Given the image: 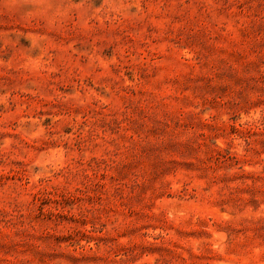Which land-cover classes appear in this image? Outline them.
I'll use <instances>...</instances> for the list:
<instances>
[{
    "label": "rangeland",
    "instance_id": "1",
    "mask_svg": "<svg viewBox=\"0 0 264 264\" xmlns=\"http://www.w3.org/2000/svg\"><path fill=\"white\" fill-rule=\"evenodd\" d=\"M0 264H264V0H0Z\"/></svg>",
    "mask_w": 264,
    "mask_h": 264
}]
</instances>
